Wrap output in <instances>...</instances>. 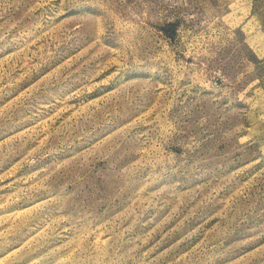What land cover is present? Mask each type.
<instances>
[{
	"label": "rangeland",
	"instance_id": "1",
	"mask_svg": "<svg viewBox=\"0 0 264 264\" xmlns=\"http://www.w3.org/2000/svg\"><path fill=\"white\" fill-rule=\"evenodd\" d=\"M0 264H264V0H0Z\"/></svg>",
	"mask_w": 264,
	"mask_h": 264
}]
</instances>
